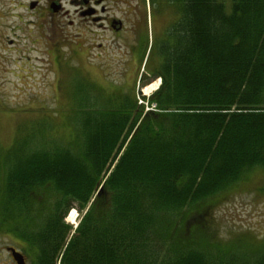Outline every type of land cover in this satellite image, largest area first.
Instances as JSON below:
<instances>
[{
    "label": "trees",
    "instance_id": "1",
    "mask_svg": "<svg viewBox=\"0 0 264 264\" xmlns=\"http://www.w3.org/2000/svg\"><path fill=\"white\" fill-rule=\"evenodd\" d=\"M184 8L157 48L154 110H136L129 93L77 94L70 124L0 147V231L25 262L264 264V240L221 242L200 220L184 225L264 169V0H231L230 12L218 0ZM46 128L71 134L47 139ZM73 205L75 229L64 221Z\"/></svg>",
    "mask_w": 264,
    "mask_h": 264
},
{
    "label": "rangeland",
    "instance_id": "2",
    "mask_svg": "<svg viewBox=\"0 0 264 264\" xmlns=\"http://www.w3.org/2000/svg\"><path fill=\"white\" fill-rule=\"evenodd\" d=\"M218 1L224 4L226 12H230L231 0ZM25 2L0 0L2 149H10L15 141L26 134L30 135L38 126L61 127L67 120L70 124V119L75 116L72 110L76 112V107L78 109L77 94L88 98L97 96L91 99L93 102L102 96L118 101L123 93H129L135 96L137 104L149 103L147 100L158 89V78L152 76L154 81L141 84L145 72L149 70L146 69L142 74L141 70H125V59L129 57L127 49L121 46V36L116 39L114 46L110 45L109 38L103 41L88 34L83 35L84 39H88L87 42L80 39L76 40L79 41L77 43L61 42V31L52 29L48 19L40 20L45 22L42 25L36 17L28 14L22 8ZM69 30L68 33L72 34L80 32L75 28ZM146 37L143 34L142 41ZM148 38L151 39L150 34ZM98 43L102 44V49H99ZM151 55L157 56L153 52ZM120 82L124 88L117 89L111 84ZM155 83L158 84L156 89L148 92L151 89H146ZM114 88L117 90L114 91ZM100 101L103 102L102 99ZM151 104L155 106V103H149L148 109H155L150 107ZM65 127L70 128L68 125ZM51 129L45 134L43 132V137L66 140L71 134L68 129ZM74 208L75 205L64 219L73 229L81 217ZM193 213L184 221V225L188 221V230L200 220L205 230L221 242L231 241L243 233L264 240V169H254L231 190L220 193L203 210L204 215L198 217ZM8 247L21 252L20 244L0 231V264H15ZM26 261L30 264L28 258Z\"/></svg>",
    "mask_w": 264,
    "mask_h": 264
},
{
    "label": "flooded vegetation",
    "instance_id": "3",
    "mask_svg": "<svg viewBox=\"0 0 264 264\" xmlns=\"http://www.w3.org/2000/svg\"><path fill=\"white\" fill-rule=\"evenodd\" d=\"M25 1L22 8L28 14L39 21L48 19L52 29L61 31V42L77 43L78 39L87 42L88 39H84L83 35L88 34L103 41L109 38L110 45L114 46L116 39L121 36V46L127 49L129 57L125 59V70H141L142 74L147 69L149 72H145L146 76L141 84L154 81L153 76L158 78L159 86L163 77L159 69L160 58H157L158 55L152 56L151 53L157 54V48L162 46L167 34L180 29L179 22L182 21L185 10L184 0ZM40 23L44 25L45 22ZM69 28L80 32L68 33ZM143 34L147 35L145 41L141 39ZM149 34L151 39L148 38ZM98 47L102 49V44L98 43ZM111 84L117 89L124 88L122 82ZM117 89L114 88V91ZM147 106L148 104H137L136 110L140 107L148 109Z\"/></svg>",
    "mask_w": 264,
    "mask_h": 264
},
{
    "label": "water",
    "instance_id": "4",
    "mask_svg": "<svg viewBox=\"0 0 264 264\" xmlns=\"http://www.w3.org/2000/svg\"><path fill=\"white\" fill-rule=\"evenodd\" d=\"M101 189H102V184L99 186L97 192H100ZM7 250L10 252L11 257L13 258L16 264H26L23 254H21L19 251H17L12 247H8Z\"/></svg>",
    "mask_w": 264,
    "mask_h": 264
},
{
    "label": "bare ground",
    "instance_id": "5",
    "mask_svg": "<svg viewBox=\"0 0 264 264\" xmlns=\"http://www.w3.org/2000/svg\"><path fill=\"white\" fill-rule=\"evenodd\" d=\"M157 85H158V84L155 83V84H153L152 86L148 87L146 90L151 89L150 91H148V92H151L152 90H155V89H156ZM148 92H144V94H147ZM71 212H75V211L72 210ZM71 218H72V215H71Z\"/></svg>",
    "mask_w": 264,
    "mask_h": 264
}]
</instances>
